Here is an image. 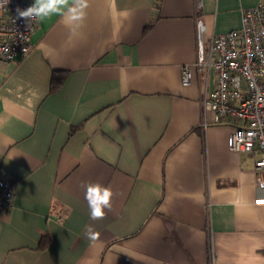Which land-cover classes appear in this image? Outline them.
Wrapping results in <instances>:
<instances>
[{"label": "crops", "instance_id": "obj_1", "mask_svg": "<svg viewBox=\"0 0 264 264\" xmlns=\"http://www.w3.org/2000/svg\"><path fill=\"white\" fill-rule=\"evenodd\" d=\"M260 1L81 0L82 20L38 22L27 55L0 59V176L16 184L0 264H264L259 152L203 125L215 78L196 67L197 20L208 47ZM97 182L113 195L92 220Z\"/></svg>", "mask_w": 264, "mask_h": 264}, {"label": "built area", "instance_id": "obj_2", "mask_svg": "<svg viewBox=\"0 0 264 264\" xmlns=\"http://www.w3.org/2000/svg\"><path fill=\"white\" fill-rule=\"evenodd\" d=\"M29 6L28 0H10L0 7V59L13 61L31 51V36L38 22L17 17V8ZM204 31L203 21L198 19L196 67L198 71L212 67L215 78L213 89L201 98L203 125H208L212 114L216 124L232 127L230 150L259 152L255 170L258 183L264 186V0L242 8L240 27L213 35L208 47ZM192 78V67L185 66L182 83L189 85ZM15 189L13 180L0 176V211L9 210ZM62 219L63 215L57 216Z\"/></svg>", "mask_w": 264, "mask_h": 264}, {"label": "clouds", "instance_id": "obj_3", "mask_svg": "<svg viewBox=\"0 0 264 264\" xmlns=\"http://www.w3.org/2000/svg\"><path fill=\"white\" fill-rule=\"evenodd\" d=\"M10 0H0V7L8 5ZM86 7L81 0L68 6L66 0H34L31 6L17 8V17L27 21L42 22L49 17L61 13L66 24H73L83 19V10ZM66 8V11L64 9ZM264 56V53H261ZM112 191L109 187L101 183H88L85 186L84 198L87 201L89 215L92 220L101 219L105 215V209L110 208ZM87 235L90 239L95 240L96 235L93 227H87Z\"/></svg>", "mask_w": 264, "mask_h": 264}, {"label": "trees", "instance_id": "obj_4", "mask_svg": "<svg viewBox=\"0 0 264 264\" xmlns=\"http://www.w3.org/2000/svg\"><path fill=\"white\" fill-rule=\"evenodd\" d=\"M66 72L65 71H54L52 75V84L51 87L53 90H56L62 84L65 78Z\"/></svg>", "mask_w": 264, "mask_h": 264}]
</instances>
